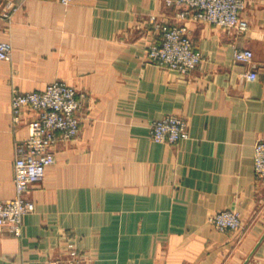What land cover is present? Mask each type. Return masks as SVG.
<instances>
[{"label": "crops", "instance_id": "0c3cea01", "mask_svg": "<svg viewBox=\"0 0 264 264\" xmlns=\"http://www.w3.org/2000/svg\"><path fill=\"white\" fill-rule=\"evenodd\" d=\"M165 0H0V200L15 197L13 90L64 81L88 93L78 138L28 197L20 237L0 234V264H48L74 240L85 264H264V182L254 173L264 139V0H248V30L185 21L203 61L187 75L146 51L152 16L175 23ZM235 48L254 52L236 61ZM257 73L247 79V72ZM165 114L188 120L178 143L152 138ZM231 208L243 228L209 218Z\"/></svg>", "mask_w": 264, "mask_h": 264}, {"label": "built area", "instance_id": "2783aa9c", "mask_svg": "<svg viewBox=\"0 0 264 264\" xmlns=\"http://www.w3.org/2000/svg\"><path fill=\"white\" fill-rule=\"evenodd\" d=\"M67 1V0H65ZM248 0H165L166 6L179 9L175 23L152 16L154 41L148 45L146 56L158 66L187 75L202 63L204 57L196 50L185 21L191 20L235 29L239 34L248 30V22L241 16ZM236 61L252 63L254 52L249 48H235ZM0 60H12V47L0 41ZM247 79L257 73L247 72ZM88 94L64 81L48 84L43 90L22 92L14 90L11 100L12 124L15 129L27 128V135L15 141L16 195L0 200V234L6 229L20 237L27 214L35 210L28 197L31 188L44 181L47 169L56 162V147L78 138L81 132V112ZM157 142L178 144L190 136L188 120L177 114H165L155 120L151 129ZM254 173L264 182V139L255 144ZM209 222L218 230L236 231L243 226L240 212L227 208L215 212ZM48 264H85L74 240L67 243L62 257Z\"/></svg>", "mask_w": 264, "mask_h": 264}, {"label": "rangeland", "instance_id": "374dc122", "mask_svg": "<svg viewBox=\"0 0 264 264\" xmlns=\"http://www.w3.org/2000/svg\"><path fill=\"white\" fill-rule=\"evenodd\" d=\"M15 90H16V89H15ZM17 90H18V89H17ZM79 90H80V89H79ZM13 91H14V90H13ZM81 91L86 92V91H84V90H81ZM86 93H87V92H86ZM12 94H13V93H12ZM87 94H88V93H87ZM12 125H13V124H12ZM242 220H243V219H242ZM242 228H243V226H242ZM242 228H241V229H242ZM241 229H240V230H241ZM237 231H239V230H236V231H234V232H237Z\"/></svg>", "mask_w": 264, "mask_h": 264}]
</instances>
